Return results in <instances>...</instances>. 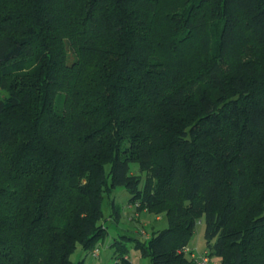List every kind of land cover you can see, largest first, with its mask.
<instances>
[{"label": "trees", "instance_id": "16d2710c", "mask_svg": "<svg viewBox=\"0 0 264 264\" xmlns=\"http://www.w3.org/2000/svg\"><path fill=\"white\" fill-rule=\"evenodd\" d=\"M117 187L166 216L151 264H192L201 219L264 264V0H0V264H88Z\"/></svg>", "mask_w": 264, "mask_h": 264}, {"label": "rangeland", "instance_id": "374dc122", "mask_svg": "<svg viewBox=\"0 0 264 264\" xmlns=\"http://www.w3.org/2000/svg\"><path fill=\"white\" fill-rule=\"evenodd\" d=\"M129 167L131 173L141 175L144 180L145 174L139 171L137 164L131 163ZM129 198V192L123 187H117L105 194L102 202V225L106 228L107 235L93 247V250L98 249V257L93 256V250L86 252L78 245L76 251L70 256L72 262L84 259L88 264H113L116 257L112 244L115 242L124 248L129 264H151L148 257H142L135 249L136 241H146V237L150 238L154 232L167 228V219L164 214L157 216L143 210L138 211L135 206L129 204ZM112 204L117 208L115 214ZM205 245L204 220L201 219L189 238L187 249L194 251L195 254H201L205 251ZM212 259L220 264L219 258Z\"/></svg>", "mask_w": 264, "mask_h": 264}, {"label": "built area", "instance_id": "2783aa9c", "mask_svg": "<svg viewBox=\"0 0 264 264\" xmlns=\"http://www.w3.org/2000/svg\"><path fill=\"white\" fill-rule=\"evenodd\" d=\"M136 207V205H134ZM149 239V237H146ZM184 253L189 256L192 261V264H217L212 258H210L206 252L201 254H195L194 251H190L187 248L184 250ZM93 256L98 257V249H94L92 252Z\"/></svg>", "mask_w": 264, "mask_h": 264}]
</instances>
